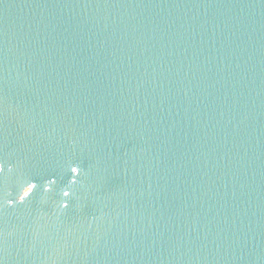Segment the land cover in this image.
<instances>
[{
	"label": "water",
	"instance_id": "1",
	"mask_svg": "<svg viewBox=\"0 0 264 264\" xmlns=\"http://www.w3.org/2000/svg\"><path fill=\"white\" fill-rule=\"evenodd\" d=\"M0 264H264V0H0Z\"/></svg>",
	"mask_w": 264,
	"mask_h": 264
},
{
	"label": "rangeland",
	"instance_id": "2",
	"mask_svg": "<svg viewBox=\"0 0 264 264\" xmlns=\"http://www.w3.org/2000/svg\"><path fill=\"white\" fill-rule=\"evenodd\" d=\"M29 192H30V189H27V190L24 192V195H23V196H26Z\"/></svg>",
	"mask_w": 264,
	"mask_h": 264
}]
</instances>
